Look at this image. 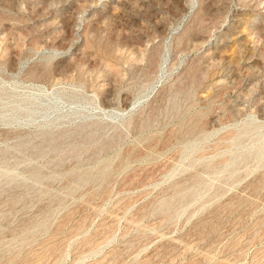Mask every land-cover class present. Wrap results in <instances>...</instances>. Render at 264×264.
<instances>
[{"label":"rangeland","instance_id":"374dc122","mask_svg":"<svg viewBox=\"0 0 264 264\" xmlns=\"http://www.w3.org/2000/svg\"><path fill=\"white\" fill-rule=\"evenodd\" d=\"M0 264H264V0H0Z\"/></svg>","mask_w":264,"mask_h":264}]
</instances>
